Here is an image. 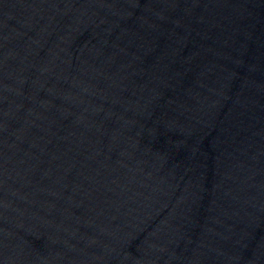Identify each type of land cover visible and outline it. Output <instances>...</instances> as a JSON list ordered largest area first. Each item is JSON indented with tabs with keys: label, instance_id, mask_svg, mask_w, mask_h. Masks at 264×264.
<instances>
[{
	"label": "water",
	"instance_id": "obj_1",
	"mask_svg": "<svg viewBox=\"0 0 264 264\" xmlns=\"http://www.w3.org/2000/svg\"><path fill=\"white\" fill-rule=\"evenodd\" d=\"M70 0H0V238Z\"/></svg>",
	"mask_w": 264,
	"mask_h": 264
}]
</instances>
